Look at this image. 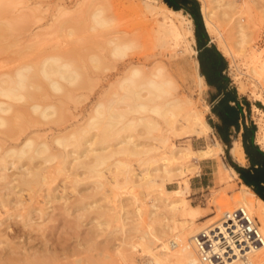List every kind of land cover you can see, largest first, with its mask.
I'll use <instances>...</instances> for the list:
<instances>
[{"label":"bare ground","instance_id":"bare-ground-1","mask_svg":"<svg viewBox=\"0 0 264 264\" xmlns=\"http://www.w3.org/2000/svg\"><path fill=\"white\" fill-rule=\"evenodd\" d=\"M9 1L0 0V15L12 5ZM212 1L221 6L220 0ZM56 9L54 18L57 17V20L60 16L72 14L62 6L58 8L57 5ZM203 9L208 16L210 12L206 13V8ZM26 14H20L21 19H27L29 14ZM91 14L94 26H105L109 21L101 11ZM169 14H161L162 18H156L155 24L173 37L176 46L183 45L188 53L196 54L190 22H185L186 18L181 14L174 13L176 18ZM221 14L223 17L226 15L225 12ZM53 21L52 25H48L50 28L54 26ZM68 21L64 19L57 25L64 24L60 27L63 29L71 22ZM185 23L187 28H184ZM1 27L3 25L0 24V30ZM58 28L52 29L55 31ZM54 31L50 32L56 34ZM237 32L240 33V44L244 43L241 28ZM67 34L71 35V29ZM117 41L112 37L105 42L110 46L108 54L116 60L125 57L133 46V43ZM5 48L6 45H1V52H5ZM59 48L65 47H56ZM65 49L58 53L55 51L54 55H46L37 65L17 68L13 73L4 68L5 60L0 61V209H5L4 214L7 213L4 218L0 213V261L5 264L45 261L46 264L61 260L69 262L68 258L73 256L72 263L84 262L82 256H79L81 259H74L77 256L72 249L78 247L71 249L67 246L58 250L56 238L54 241L53 237H48V231H53L52 228L57 225L55 222L63 221L64 226L73 222V226L80 229L83 221H87L92 230V236H88V239L97 244L104 243V246L96 248V254L91 257L105 259L110 256L107 245L111 243L117 259L112 252L109 253L120 264H264V202L255 198L246 186L241 185L237 194L230 198L233 205L221 211V221L204 227L195 226V217L184 210L181 195L188 193V185L184 190L171 191L165 187L166 182L182 175V164H173V160L192 157L210 159L222 153L218 140L199 150L170 145V134L178 140L209 136L211 127L191 100L178 95L177 86L169 74L162 67H154L145 75L140 67L132 66L128 74L125 72L127 75L100 91L86 115L73 112L63 120L62 110L68 107L69 101L77 102L78 106L82 103L80 100L84 102L89 99L83 93L75 95L83 89L82 79L86 76L83 78L79 71L81 65L75 64L77 56L72 55L80 53ZM78 57L82 60L80 55ZM100 58L91 57L96 70L103 67L100 66L103 64H100ZM192 66L197 83L205 87L196 59ZM258 67L264 73V68L261 65ZM92 85L85 87L91 90ZM117 88L122 93H118ZM131 113L133 116H129ZM31 114L43 121H30L33 120H29ZM24 119L29 123L27 126L21 124ZM43 125L50 126L42 128ZM137 126L143 127L149 136L152 135L148 137H152V142L144 148L139 147L142 141L139 146L135 143L131 133L123 134L127 129L135 130ZM155 131L160 136L153 137ZM256 138L264 147V122H261ZM233 151L238 157L242 156L239 145ZM117 156L125 159H117ZM131 157L136 159L130 161ZM79 169L83 171L81 174L78 173ZM217 173L223 181L231 174L235 175L223 165ZM62 174L64 178L57 181ZM108 187H112L111 190L117 188V193L114 191V195H109ZM146 195L154 197L153 203L147 205L146 216H143ZM190 209L197 210L192 206ZM139 217H143L146 224L139 223ZM9 219L17 220L20 224L12 233L10 224H7ZM53 223L54 226L49 229ZM114 223H117V227L113 225L109 230ZM3 225L4 228H1ZM61 229L64 230L63 227ZM179 234L184 235V241ZM202 234L208 239L202 241ZM78 236L76 233V244L81 247L83 241ZM166 236L171 238L166 248L155 250ZM205 243H210V253L218 254L221 261L203 260L207 252ZM95 245L91 246L92 251ZM58 246L62 247L61 243ZM82 251L86 252L82 249L77 253L84 254ZM226 253H229L227 257ZM88 259V264L103 260Z\"/></svg>","mask_w":264,"mask_h":264},{"label":"rangeland","instance_id":"rangeland-1","mask_svg":"<svg viewBox=\"0 0 264 264\" xmlns=\"http://www.w3.org/2000/svg\"><path fill=\"white\" fill-rule=\"evenodd\" d=\"M197 1L199 3V12L197 17H200L203 22V26L199 28V32L201 33L205 31L212 40V45H214L219 53H221L227 60L228 65L224 76L229 80L232 87H234L236 95L241 98L243 104L242 107L245 110V115L243 118H246L245 120H247L249 126L253 127L255 125L257 137L261 122H264V80L262 78V76L264 77V73L258 67L261 65V67L264 68V0H220L221 6H217L216 3L213 1L210 2V0ZM9 3H12V5L10 4L11 6H8V10H10H6L3 12L4 14L1 13L0 15V24L3 25V27H1L2 29L0 30V33H3V35L0 34V49L1 45L3 44L7 47L5 49H8H4L5 52H1L2 50H0V61L1 59L6 61V66L4 68L10 73H13L17 68L24 67L26 65H37L39 62H41V58L43 59L46 57V55H54L56 52L58 53L62 50H66L65 48H68L71 50V52H76L78 50L77 52L80 53L77 55L72 54L75 55V58L77 56L75 59L77 62L75 61V64L79 66L81 65V69L79 71L82 73L83 78L84 75H88L89 77L85 76V79H82V81L84 80V84H82L83 89L78 91L79 93L76 92L75 95L83 93L86 94L89 99L84 100V102L83 100H80L82 103H79L78 106L76 104L77 102L72 103L73 100L71 102L69 101V105L67 104L68 107L62 110L63 114L61 119H63V117H65L64 119H66V117L68 118L70 113L72 114L73 112H80L86 115V113L90 111V107L94 103L95 99H97L98 95L100 94V91L108 88L109 85L114 84L122 76L127 75L129 68L132 66L140 67L143 74L145 75L149 74V71L154 67H162L164 72L169 74L173 83L177 86L176 91L178 95L184 99L191 100L196 108L201 111L204 119L211 127L209 136H191L189 138L178 140L172 137L170 134V145L189 146L193 150H199L206 148L208 145L214 143L215 140H218L222 146V153L210 159H197L192 157L191 159L181 158L178 160H173V164H182V175H177V177H175L171 182H166L165 187L171 191L180 189L184 190L188 183L190 187L192 184L189 193L183 194L181 197L183 198L184 210L187 212V214L193 215L195 217V226L204 227L212 223L219 222L220 218L222 217L221 211L227 209V207H232L233 204H231L232 202L230 198L237 194L241 183L238 180V177H230L223 181L222 177L219 175V173H217L219 169L222 168V165L227 167V169H232L230 164L231 159L229 154H227V151L229 153V146H224V144L219 139L216 130L212 127L213 124L218 121V119L216 116H213L211 112V90L207 86L201 87L195 79L193 71L194 67L192 64L194 59L198 61V47L195 42L193 44V48L196 50V54L191 55L185 50L183 45L179 47L176 46L174 44L175 42L173 41V37L166 34L165 31L161 30L155 24L157 19L162 18L161 14L163 13H170L169 15L171 17L173 16L172 18H174V16L176 18L174 13L181 14L186 18L185 22H190V27L194 34L195 22L192 16L182 10L172 9L162 0H10ZM57 5L58 8L62 6L68 9L72 14L60 16L57 20V17L54 18L55 15H57ZM35 8H37V11L34 10ZM203 8H206V13L210 12L208 16L204 14ZM96 10L101 11L103 17L109 20L105 26H94L93 22L91 23V13L97 12ZM40 11L43 12L41 13ZM23 12L25 14H29H26L28 20L26 18L21 19L20 14L23 15ZM211 12L214 14H211ZM223 12H225L227 16L224 15L225 17H223V14H221ZM19 16L20 18H18ZM52 16L56 21H53L54 19ZM64 19H69L71 22L69 24L65 23L67 25L61 29L64 24L61 26L57 24H61ZM51 20L53 21V25L55 27H61L60 30L59 28L57 29L59 32L52 29L55 28L54 26L51 28L49 27V24L52 25ZM47 26L50 28V31L52 30L56 34L48 31L49 28L47 29ZM184 28H187L186 23L184 24ZM238 28H241V31L244 35V43L242 44H240L241 37H239L240 33L237 32ZM70 29L71 35H68L67 33L70 32ZM46 32H48V34H46ZM49 33L51 34L49 35ZM36 35H38V37ZM47 35L49 36L45 38ZM112 37L117 38L118 41H121L122 43H133L132 48L127 51L125 57L122 59L116 60L112 58L110 54H108L110 52V46L105 44V42L107 38ZM13 41L16 43L14 44ZM59 46H64L65 48L56 49V47L58 48ZM104 46H106L107 49ZM79 55L84 62L78 57ZM93 56H97L99 58L101 56L100 64L103 63L104 65L101 64L100 66L103 67H100L96 70L94 64H92L93 62L91 61V57ZM88 58L90 59L89 62ZM125 72L127 74H125ZM88 84H93V89L91 88L90 90L86 88ZM117 92L122 93L118 88ZM121 106L122 105L117 107ZM67 108L68 110H66ZM132 114L133 113H131L129 116H133ZM29 120L41 122L42 119L40 120L38 116L36 118L35 114H31L29 116ZM21 124L23 126H27L29 123H27V120L24 119L21 121ZM48 126L50 125H43L41 127L47 128ZM127 130L128 131H124L125 133L123 132V134L131 133L134 138L133 140L138 144V146L143 142L141 146H139L140 148H144L147 143L152 142V137L148 138L152 135L149 136L143 127L140 128V126H137L135 130ZM144 134H147V136ZM158 136H160L159 132H153V137ZM236 137H239L240 139V135L237 132L233 133L231 138L234 140ZM261 147L264 149L263 146ZM133 158H129L130 161L136 159L135 157ZM117 159L125 158L122 156H117ZM78 171L80 174L83 172L82 169H79ZM85 175L86 174L81 176ZM63 176V174L59 175L57 181L60 179L62 180L64 178ZM83 187L86 186L84 185ZM111 188L108 187V189H110L108 192L109 195H114L117 193V188H114V190H111ZM114 191L115 193H112ZM136 192H138V190H136ZM153 197L154 196L147 195L144 197L146 206L145 211L143 210V216H146L147 210L149 209L147 205L149 206V204L153 203ZM191 206L196 207L197 210L192 211L190 209ZM4 211L5 209H0L1 217L3 218L7 216V213L5 212L4 214ZM58 211H56V213ZM70 220L73 221L72 218H70ZM7 222V224H10V233H12V230L16 229L20 225L19 222H17V220L15 221L14 219H9ZM59 222H55L57 224L56 226H54V223L50 226L49 229H51L53 226L55 228H52L53 231L48 229V237H53L52 239L54 241V238H56V243L58 242L56 246L57 248H60L58 250H61L67 246H69L67 248L71 249L72 247H78L76 249H72L76 252L75 255L77 256H74V259H79L82 256L81 258H84L85 260L84 262L81 260V262L75 264H88L90 258L103 259L97 262L94 261V264H120L117 262V260H115L117 259V254L113 249L114 247L110 245L111 243L107 246L108 248L110 247L109 251L112 252L115 259L111 257L112 254L109 253V251L108 254L110 256L106 257L105 259L99 258L97 256L91 257L92 254H96L98 246H104V243L97 244L95 242H91L88 239V236L89 238L92 236V230H90V224H87V221H83V226L80 227V229H76L73 226V222L66 224L65 226L62 223L63 221L61 224ZM138 222L141 224H146V220L143 217H139ZM61 225H63L62 227L64 230L61 229ZM68 225L70 226L68 227ZM113 225H116L117 227V223H114L108 229L110 230L112 227H114ZM72 226L75 229L71 228ZM1 228H4V225ZM175 230L177 231V228H175ZM216 231L219 232L218 229ZM76 233L79 235L77 238L81 239V242L83 241L82 243L84 246L82 244V249L86 251H82L84 254L81 253V255L80 253H77V251L80 252L82 249L76 244ZM179 237L184 241V235L179 234ZM202 237H204L203 234L200 236V239H203ZM204 238L206 240L208 239V237ZM170 240V237H164L160 243H158L155 250H160L163 248L165 249L166 243ZM84 242L88 243L85 244ZM60 243L62 247L58 246ZM72 244H76L75 247ZM208 244L210 245V243ZM93 245H95L94 251L91 249V246ZM71 249L67 250L72 251ZM88 250L89 252H87ZM230 253L233 252L231 251ZM227 255H229V253H226L225 257H227ZM71 258H68L71 260H69V262L67 260H65L67 262L61 260L51 261V263L53 262L52 264H55L56 262V264H64L63 262H65V264H74L72 263L73 256ZM87 259L89 261H87ZM0 262V264H5L2 261ZM38 262H42L41 264L45 263V261ZM38 262H36V264Z\"/></svg>","mask_w":264,"mask_h":264},{"label":"crops","instance_id":"crops-1","mask_svg":"<svg viewBox=\"0 0 264 264\" xmlns=\"http://www.w3.org/2000/svg\"><path fill=\"white\" fill-rule=\"evenodd\" d=\"M194 36L198 47V68L206 86L211 90V112L218 119L212 127L224 146H229L230 163L238 167L236 170L231 166L233 170H230L235 174H231V178L238 177L240 185L246 186L255 198L264 202V149L257 143L256 131L252 140L244 139L245 130L251 126L246 118L243 120L245 110L241 98L236 95L234 87L224 76L227 60L212 45V40L205 31L197 34L194 29ZM235 111H239V128L228 120V115ZM236 132L239 133L240 139L236 137L232 140V134ZM237 145L242 150L241 157L233 151ZM191 187L188 183V193Z\"/></svg>","mask_w":264,"mask_h":264},{"label":"trees","instance_id":"trees-1","mask_svg":"<svg viewBox=\"0 0 264 264\" xmlns=\"http://www.w3.org/2000/svg\"><path fill=\"white\" fill-rule=\"evenodd\" d=\"M163 2L171 7L174 10H182L188 14H190L195 22V31L196 33H200L199 32V28L203 26V22L201 20L200 17L198 16V12H199V3L197 0H163ZM204 32V31H203ZM228 120L230 122V124H233L234 126H236V128H239V111H235V112H231L228 115ZM244 120V118H243ZM256 129L255 126L251 127L250 129H246L245 130V137L244 139H249L252 140L254 133H255ZM228 154V151H227ZM231 166H233L236 170H238V167L233 164L230 163Z\"/></svg>","mask_w":264,"mask_h":264},{"label":"built area","instance_id":"built-area-1","mask_svg":"<svg viewBox=\"0 0 264 264\" xmlns=\"http://www.w3.org/2000/svg\"><path fill=\"white\" fill-rule=\"evenodd\" d=\"M202 238H203L202 241L206 240L204 237ZM204 246L207 249V252H205L204 259H203L204 261H213V262L221 261V258L218 256V254L210 253V248H208L209 244L205 243Z\"/></svg>","mask_w":264,"mask_h":264}]
</instances>
